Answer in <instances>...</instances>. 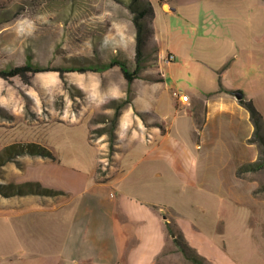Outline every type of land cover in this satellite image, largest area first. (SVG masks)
Wrapping results in <instances>:
<instances>
[{
	"label": "rangeland",
	"instance_id": "rangeland-1",
	"mask_svg": "<svg viewBox=\"0 0 264 264\" xmlns=\"http://www.w3.org/2000/svg\"><path fill=\"white\" fill-rule=\"evenodd\" d=\"M128 1L0 0V69L28 60L50 68L86 67L112 59L134 69L135 29ZM149 2L155 15L144 18L152 31L145 38L137 78L149 76L145 70L155 65L161 47L157 67L164 88H236L252 101L264 122V0ZM168 54L173 56L170 61ZM222 69L226 71L220 77ZM125 91L126 81L116 65L104 71H69L62 78L53 70L31 72L25 79L0 78V151L11 144L34 143L52 155L15 157L0 167V183H24L23 190H36L26 184L29 181L45 188L70 190L78 183L82 187L95 172V150L87 142V133L98 151L97 178L103 176L112 163L110 155L113 161L116 143L110 154L107 134L98 135L97 129L110 125L112 100L124 98ZM249 162L246 159L241 165ZM238 175L255 185L252 214L264 236V169ZM14 197L25 199L20 200V237L14 238L11 229L13 202L0 204V257L8 256L7 251L12 254L8 248H16L17 241L24 252L31 240L52 236L44 233L51 225L46 217L71 213L77 202L68 193ZM228 210L241 215L239 220H249L240 208ZM172 251L167 239L155 264H183L169 255Z\"/></svg>",
	"mask_w": 264,
	"mask_h": 264
},
{
	"label": "crops",
	"instance_id": "crops-1",
	"mask_svg": "<svg viewBox=\"0 0 264 264\" xmlns=\"http://www.w3.org/2000/svg\"><path fill=\"white\" fill-rule=\"evenodd\" d=\"M162 53L159 47L155 65L145 70L160 80L142 76L132 82V103L118 118L108 171L97 178L98 151L87 133L95 150L94 174L82 187L50 188L77 198L75 208L46 217L51 225L44 233L53 237L31 240L24 252L17 241L0 264H155L168 239L166 222L178 226L203 264H264V236L252 214L255 185L237 174L246 159L258 156L248 141L253 132L248 111L235 97L241 91L227 85L164 88L157 67ZM14 196L2 197L0 204L13 202L11 229L18 239L25 199ZM232 207L249 220L230 214ZM169 255L187 262L175 250Z\"/></svg>",
	"mask_w": 264,
	"mask_h": 264
},
{
	"label": "trees",
	"instance_id": "trees-1",
	"mask_svg": "<svg viewBox=\"0 0 264 264\" xmlns=\"http://www.w3.org/2000/svg\"><path fill=\"white\" fill-rule=\"evenodd\" d=\"M126 6L133 14L132 22L135 29L134 34V61H135V68L129 69L127 65L118 60L112 59L108 62L101 63L99 65H89L86 67H40L38 65H33L28 60L25 64L19 66H13L5 69H0V78L8 79L14 76H18L21 79H25L28 73H34L39 71H48L53 70L56 71L59 76L62 78L63 74L69 71H104L108 68L113 66H118L125 81H126V96L124 98H120L117 100H112V105L110 108L113 109V113L109 119V126L108 127H100L97 129L98 135L107 134V142H108V150L109 153L112 154L114 151V145L116 143L117 135L115 132V128L118 122V118L121 114L122 109L130 105L133 99V92H132V82L135 78L138 77V72L140 70V62L143 58V47L145 44V38L147 33L152 28L149 25V22L145 21V17L149 16L150 18L154 17V11L152 6L150 5L149 0H129L126 3ZM149 29V30H146ZM147 79L152 80H160V78L145 76ZM238 102L248 111L249 119L253 125V132L252 136L249 139L250 143H255L258 146V156L256 160L249 162L245 165H242L238 168L237 174L240 171L247 170V171H258L264 169V122L261 113L256 109L253 105L251 100H245L244 97L238 99ZM139 115L143 118V115L139 113ZM162 129V127H161ZM163 130V129H162ZM90 139V137H88ZM38 155V156H52L50 152L46 151V149L42 146H38L34 143H18V144H11L5 146L0 151V167L3 166L8 161H12L17 156L21 155ZM110 160L111 155H110ZM24 183L20 184H2L0 183V194L4 197L13 196V195H24V194H39V195H55L58 193H62L61 191L52 190L50 188L42 187L37 181H29L26 182L27 185L35 186L36 190H23L20 187ZM8 190V191H7ZM166 231H167V238L170 239L171 244L173 245V249L179 252L185 259L189 260L192 264H203V259L196 253V251L191 248L188 243L185 241L180 229L175 223L166 222L165 223Z\"/></svg>",
	"mask_w": 264,
	"mask_h": 264
},
{
	"label": "built area",
	"instance_id": "built-area-1",
	"mask_svg": "<svg viewBox=\"0 0 264 264\" xmlns=\"http://www.w3.org/2000/svg\"><path fill=\"white\" fill-rule=\"evenodd\" d=\"M172 58H173V56H172L171 54H168V59H167V61H170ZM187 97H188V96H187L186 94H182V95H181V99H182V100H186Z\"/></svg>",
	"mask_w": 264,
	"mask_h": 264
},
{
	"label": "water",
	"instance_id": "water-1",
	"mask_svg": "<svg viewBox=\"0 0 264 264\" xmlns=\"http://www.w3.org/2000/svg\"><path fill=\"white\" fill-rule=\"evenodd\" d=\"M235 97H236L237 99H241V98L243 97V94H242L241 92H236V93H235Z\"/></svg>",
	"mask_w": 264,
	"mask_h": 264
}]
</instances>
